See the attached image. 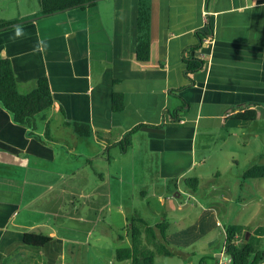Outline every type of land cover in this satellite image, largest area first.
Listing matches in <instances>:
<instances>
[{
    "label": "crops",
    "instance_id": "0c3cea01",
    "mask_svg": "<svg viewBox=\"0 0 264 264\" xmlns=\"http://www.w3.org/2000/svg\"><path fill=\"white\" fill-rule=\"evenodd\" d=\"M136 4L137 0H97L41 14L37 0H0V22H10L0 27V58L10 60L20 93L30 92L46 77L53 98L47 119L38 124L40 139L29 136L28 129L14 123L0 106V264H33L10 259L28 248L23 238L33 226L17 227L14 218L23 197L36 199L34 194L29 197V183L48 182L47 174H77L48 166L61 156L57 151L63 152L50 129L45 130L53 118L71 131L68 121L90 127L82 154L90 157L91 166L106 162L113 168L97 171L99 183L109 176L118 184L128 180L134 189L117 194L124 247L132 245L134 233L129 216L135 226L138 219L152 227L168 220L165 238L156 228V238L140 236L139 248L154 254V264H199L198 259L212 253L217 254L210 259L213 264H229L223 245L217 252H199L198 242L205 240L203 245L211 248L219 244V215L233 199L251 206L250 223L264 212V177L242 180L245 170L264 165V0H149L150 50L143 62L135 52ZM193 45H199L196 56L203 64L188 77L185 55ZM114 94L122 95L119 110L113 108ZM177 96L185 101V112L174 121L173 112L182 105ZM249 105L256 109L255 121L227 127L226 118ZM135 127L131 145L119 154L117 142ZM109 148L115 153L110 156L107 151L105 157ZM140 165L153 168L156 175H136ZM126 170H131L127 178ZM190 175L198 179L194 190L185 183ZM202 177L208 178V188ZM46 182L44 188L53 186ZM76 195L86 200L83 211L99 219L103 207L110 206H103L109 194ZM257 197L263 200L255 201ZM99 222L104 232L106 220ZM253 223L241 237L260 241L264 250V222ZM45 224L51 228L46 234L51 240L38 249L45 257L42 264H73L65 259L64 237L57 236L53 224ZM211 233L212 239H207ZM76 240L90 242L89 235ZM107 263L112 264L110 259Z\"/></svg>",
    "mask_w": 264,
    "mask_h": 264
},
{
    "label": "rangeland",
    "instance_id": "374dc122",
    "mask_svg": "<svg viewBox=\"0 0 264 264\" xmlns=\"http://www.w3.org/2000/svg\"><path fill=\"white\" fill-rule=\"evenodd\" d=\"M49 129V135L57 140L59 148L63 151L62 153L60 150L56 152L57 155L59 154L61 156H57L54 162L49 163V168L52 171H56L57 168H60L61 170H75L74 172L77 174L76 176L74 174H66L63 178H59L53 174H47L46 180L48 182H45L53 184V186H47L45 188L43 187V183L45 182L36 184L30 182L29 188L31 190V194H29V197H32L34 194L36 195V199L29 201L23 197L21 202L24 203L18 210V214L17 212L15 213V215L17 214L14 218L15 226L21 227L22 224H26L33 226L28 232H41L43 234H47L51 228L48 227L45 222H47L50 226L53 224V226L57 229V236H63L64 240H66L65 259H67V262H73V264H109L107 263V260L110 259L112 264H122L116 260L112 261V259H115L116 249L123 248L125 244L120 240L121 236L124 235V229L121 225V216L116 212V208L118 206L117 194H121L123 192L127 195L134 189L131 188L128 180H126L123 184H118L109 176L102 183H99L98 176L101 174L97 171L104 170V172H109L113 169L112 166L106 162H93L91 166L90 157L88 158L87 155L82 154L83 150H85V147L88 145L86 138L79 137L71 130L59 126L56 118L51 120ZM73 146H76V148L74 149ZM107 151L110 152V156L115 153V150L112 148H109ZM107 151L105 152V157L107 156ZM118 153H121L120 150ZM257 154L258 153L255 152V156ZM208 160L212 161L210 159ZM75 167L77 169H74ZM147 167L148 166L146 165L138 166L135 171L136 175L144 178L145 176H155V170L151 167ZM132 171L134 172V170ZM130 172L131 170L124 171L125 178L129 177L128 175ZM188 178H193V175H190ZM227 180H230V177ZM202 181L205 188H208V178L202 177ZM14 183L19 184L16 181ZM21 186L23 187V185ZM90 191H99L104 195H110L109 201L105 199L103 200V206L108 204H110V206L103 207L102 216L100 215V219L103 218L106 220V223L103 226L104 232H102V229L98 227L100 224L99 217H95L92 214L89 215V212L83 211L87 209L85 204L86 200L79 197V195L74 196V193ZM25 192L29 193L26 189ZM43 194L54 195L52 198L47 199V196L41 197ZM257 200L261 202L263 197L260 199L257 197L255 201ZM245 205H247V201L244 202L241 198L233 199L231 204H228L226 208L221 209V215H219V218L222 224L220 227L222 229V233L220 234L219 244L216 245L215 243V246L212 245L211 248L208 244L203 245L205 240H202L198 242L197 246L199 249L197 250L199 252L202 250L204 252H217L220 250L224 241L223 231H225L230 224L237 225V227H235L239 230V232H241L243 237H245L249 232L248 227L253 226L254 221L259 219L264 222V212L261 211L258 216L252 217L254 221L250 223L249 207L251 206L249 204L247 206ZM140 207L141 210L145 211V207H143L141 203ZM76 210H78V217L82 218V221L84 222L77 221L78 217L76 218L74 216L76 214ZM193 217V215H190V218ZM93 218H97L95 223H92L94 221ZM132 218L133 217L131 216L128 217L129 223H134ZM43 221L44 224L37 227V225ZM107 225L109 227H106ZM166 234H169L168 230H166ZM88 235L90 238V242L88 244H86V242L79 243L77 240L75 242V239H84L88 237ZM142 235H145V233ZM217 235L218 234L215 230V236L217 237ZM212 236L213 233H211L207 239H212L210 238ZM22 251V253L20 252L15 255L12 254L10 259H32L31 261H33V259H45L41 252L37 249L28 247L27 250L25 249ZM212 254L214 255H210V257L205 256L204 259L198 260H204L207 264H213L210 259L215 258L217 254Z\"/></svg>",
    "mask_w": 264,
    "mask_h": 264
},
{
    "label": "trees",
    "instance_id": "16d2710c",
    "mask_svg": "<svg viewBox=\"0 0 264 264\" xmlns=\"http://www.w3.org/2000/svg\"><path fill=\"white\" fill-rule=\"evenodd\" d=\"M97 0H37L39 12L41 14H51L72 7H85L92 5ZM10 22H0V27L8 26ZM135 52L139 61L149 59L150 50V4L149 0H137L136 4V21H135ZM202 34H199V38ZM199 45L190 47L185 55L186 75L190 77L201 65L202 59L196 56ZM182 105L173 112L174 121L184 114L183 104L185 101L177 96ZM114 110L122 107V95L114 94L112 98ZM53 104V98L46 77L37 80L36 86L28 93H20L17 89L16 79L13 67L8 58H0V106L5 109L11 116L14 123L28 129L27 134L31 137L40 139L41 136L36 134L40 121L47 119V111ZM242 110L231 113L226 118L227 127L245 126L253 122L257 117L256 109L249 105ZM48 122L45 123V130L48 132ZM72 131L79 137H88L91 134L90 127L79 122L66 123ZM135 127L127 131L123 138L117 142L118 149L124 153L131 145V135L136 130ZM48 135V133H45ZM107 151V150H106ZM264 177V165H255L245 170L242 174L243 180L248 178ZM185 183L189 188L195 189L198 185L196 177L186 178ZM139 225L133 226L132 245L130 247L118 248L115 251L116 261H131L132 264H154V254L146 253L139 248V240L142 232L145 233V239L156 238V231L164 237L168 228V221L165 219L157 223L154 227L146 223L143 219H138ZM165 238V237H164ZM51 240V237L42 233H25L23 243L25 246L33 249H39ZM160 254V251L158 252ZM223 253L228 257L229 264H259L264 259V250L261 242L253 238L244 241L241 232L234 227L228 226L225 229V239L223 242ZM30 260V259H28ZM32 260V259H31ZM30 260V261H31ZM44 259H33V264H42ZM204 260L199 264H205ZM22 264H31L22 263Z\"/></svg>",
    "mask_w": 264,
    "mask_h": 264
},
{
    "label": "built area",
    "instance_id": "2783aa9c",
    "mask_svg": "<svg viewBox=\"0 0 264 264\" xmlns=\"http://www.w3.org/2000/svg\"><path fill=\"white\" fill-rule=\"evenodd\" d=\"M206 14H207V12H206Z\"/></svg>",
    "mask_w": 264,
    "mask_h": 264
}]
</instances>
